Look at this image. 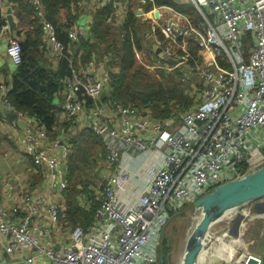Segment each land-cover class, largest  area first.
<instances>
[{
	"label": "built area",
	"instance_id": "1",
	"mask_svg": "<svg viewBox=\"0 0 264 264\" xmlns=\"http://www.w3.org/2000/svg\"><path fill=\"white\" fill-rule=\"evenodd\" d=\"M150 1L136 0V5L141 9ZM200 1L215 23L198 8L204 24L196 28L182 29L172 20L162 25L160 31L166 44L154 65L170 72L175 67L165 58H172L179 65H186L191 73H197L198 81L191 90L187 89L193 94L192 105L186 109L170 106L168 116L152 122L147 106L113 101L118 124L93 121L89 125L100 138L106 160L114 171L102 188L91 224L85 228L73 226L67 244L55 250L50 231L59 221L58 205L49 204L48 224L32 228L30 220L36 208L32 196L24 194L25 212L18 221H8L0 215V235L9 237L5 251L11 255L18 253L19 247H25L31 253L15 258L13 264H31L34 255L45 258L47 264H159L162 232L173 214L218 185L264 163V0ZM27 2L44 33L50 58L55 63H66L67 72L61 79L62 112L73 120L83 111L82 97H98L109 76L106 73L96 76L89 65L76 63L57 37L54 24L45 18L41 0ZM76 5L81 6V1L77 0ZM158 9L152 6L150 11ZM9 28L6 22L1 24L5 35L9 34ZM245 32L252 37L246 60L241 54V36ZM69 37L76 40V32H69ZM188 37L200 49L220 51L227 65H220L213 54L210 65L200 63L187 50L186 41L182 46H174ZM21 52L20 41L10 36L5 54L15 66L22 61ZM0 92L5 100L7 86L1 77ZM5 103L15 115L21 114L8 101ZM100 113L101 107H95L93 118L97 119ZM45 135L42 126L40 129L33 124L27 126L25 152L35 165L49 172L51 181L65 188V170L61 167L65 153L52 155L39 149ZM122 149L123 153L134 151L130 153L150 157L149 173L139 177L128 169V164L127 168L121 167ZM135 176L144 182L143 188L121 198L122 184ZM246 254L248 263L241 261V264H259L257 256Z\"/></svg>",
	"mask_w": 264,
	"mask_h": 264
},
{
	"label": "crops",
	"instance_id": "2",
	"mask_svg": "<svg viewBox=\"0 0 264 264\" xmlns=\"http://www.w3.org/2000/svg\"><path fill=\"white\" fill-rule=\"evenodd\" d=\"M76 1L77 0H72L69 6L59 9L56 16L47 17L54 24L57 36L64 41L68 55L72 56L78 64L89 65L96 76L106 73L109 76V82L110 74L118 71L115 64L117 58L114 61L111 56V47L117 45V42L125 36L122 28L127 21V14L129 12H131L133 16L129 29L134 39L138 41L140 45L139 49L134 50L136 63H138L139 60L140 64L145 68L156 70L160 72L162 76L165 72L164 69L154 67L157 60H159L158 50L166 44V41L162 37L160 27L170 20H172L177 27L182 29L193 26L186 14L170 6H156L159 7V15L155 16V12L150 11L151 8L147 9L146 5L139 9L138 5H136V0H80L81 6H77ZM169 1L178 7L192 4L200 16L201 14L198 8L206 13L211 23H215L213 22V17L207 14V9L200 0H195L196 3L193 0ZM6 2L11 7V15L15 23L13 28L9 26V34L7 35L1 32V24L3 22L7 23ZM110 4L113 11L111 16L105 20L107 24L103 28V33L98 37L94 33L95 26L98 24L96 14ZM26 13L24 9L17 7V3L13 4L8 0H0V16L2 17V20H0V77L5 82L8 81L16 71V67L5 54L8 38L12 36L19 41H23L27 36L28 39H33V37H35L33 33L34 26L29 24V18H27ZM71 31H75L77 34V39L74 41L69 37V32ZM247 35L250 39L249 42L245 40ZM1 36H5L6 38V44L4 45ZM40 39L41 44L37 57L40 60L39 62L43 64L47 70L63 73L64 76L67 72L66 63H55L50 58L42 29ZM185 41L187 42L186 48L189 52H191L189 50L191 43L188 45L189 42H193L195 46H198L196 42L189 37L180 39L174 46H182ZM251 44V34L245 32L241 36V54L244 60L248 58ZM192 54L197 57L200 63L206 65L211 64L210 59L212 54L215 56L216 54L223 55L220 51H216L215 49H200L199 46L198 50ZM180 67L183 68V71L179 68H175L173 71H179L178 76L183 86L184 94L191 97L193 102V94H190L188 90H191V86L195 81H198V75L197 73H191L186 65H180ZM173 71L172 73H174ZM109 82L104 86L102 93L98 97H82L83 111L75 119H67L60 110L52 131L46 132V135L41 140L39 149L49 152L52 155H62V153H65L64 159L61 161V167L65 171L68 168L73 144L71 139L74 135L82 132L84 129H89L88 127L93 121H104L114 125L119 122L113 103L115 100L111 97L112 89ZM55 101L58 104L60 102L62 104L63 97L60 96L56 98ZM170 105L179 109V107H175L174 104L170 103ZM97 106L101 107V113L97 119H95L93 118L92 112ZM20 112L21 114L15 115L16 113L7 106L0 92V215L3 219L8 221H18L25 212L24 194H30L32 196V205L36 208V213L31 216L30 225L32 228L41 227L49 223V214L47 210L49 204L52 202L56 203L59 207V221L56 225L51 226L50 235L52 247L55 250H60L67 244L72 227L81 224H72L65 217L64 211L67 208V204L65 203L63 191L67 189V186L65 188H60L57 182L51 181L49 172L43 166L35 165L30 156L25 152V128L32 124L38 129H40L41 126L34 117L30 116L28 113ZM165 117L166 116L156 117L153 114L151 115L152 122ZM95 136L99 139L102 149L101 152H99L100 149L97 150L98 153L96 154V163L93 170L97 172V176L102 180V185L97 187L92 183H88L87 185L79 186L77 192V206L85 210H91L94 204L95 206L99 205L102 197V188L108 177L114 174L112 167L106 160L101 140L97 135ZM124 151V149L121 150V167L127 168L128 164V169H131L132 172L139 177L145 172L149 173L150 157L130 153L134 151L123 153ZM139 177L135 176L130 182L122 184L119 192L121 198L125 199L128 197L127 193L138 192L143 188L144 182L140 181ZM91 201H95L96 203H91ZM253 202L255 204L250 208V211L253 210L254 212H252L253 214L250 213L251 218L249 225L251 224L252 217L256 215L258 220L256 221L257 226L255 228L260 230L261 227L263 233L264 197ZM237 213V209L230 210L225 214L224 219L229 222L235 219ZM243 214L242 212V215ZM92 217L87 226L91 224ZM8 238L7 234L0 235V264H13L15 258H19L20 256L26 257L31 254L25 247H19L18 253L8 254L4 249V245L8 242ZM263 246L264 240H262L261 250H256L255 247L251 250H247V252H252L253 255L258 257L259 264H264ZM248 257V254L243 257L245 263H248ZM211 262L212 264H219L215 259L209 257H206V259L197 264H211ZM31 264H47V261L41 256L34 255ZM250 264L253 263L251 262Z\"/></svg>",
	"mask_w": 264,
	"mask_h": 264
},
{
	"label": "trees",
	"instance_id": "3",
	"mask_svg": "<svg viewBox=\"0 0 264 264\" xmlns=\"http://www.w3.org/2000/svg\"><path fill=\"white\" fill-rule=\"evenodd\" d=\"M8 1L13 4L17 3L18 8L27 12L26 16L29 18V24L34 26L33 33L35 37L28 39L27 36L26 39L20 41L22 61L15 66V73L6 81L7 92L5 100L16 111H22L34 117L39 125L46 132H49L52 131L56 123L59 111H62L61 102L58 104L55 99L62 97L61 79L63 78V73L47 70L37 58L41 44V26L33 16V8L26 0ZM41 2L44 7L45 17L49 20L47 16H56L58 10L69 6L72 0H41ZM162 5L173 7L186 14L194 28L198 27L202 21L201 16L192 4L178 7L169 0H152L146 6L147 9H150L152 6ZM112 11L113 8L110 4L105 6L102 11L97 12L98 24H96L94 31L96 36L100 37L103 33V28L107 24L105 20L111 16ZM132 19V13L129 12L127 21L122 28L125 36L117 42V45L111 47V56L114 61L117 58L115 64L118 68L117 72L110 74L111 97L123 105L132 103L133 106L137 107L147 106L150 114L156 117L168 116L170 103L174 104L175 107H179V109L188 108L193 102L191 97L184 94V89L178 76L179 71L174 72L172 70L174 72L172 73V71L166 72L164 70L163 80H157L148 73L145 67H141L136 63L134 50L139 49L140 45L129 29ZM203 32L205 33V30ZM245 40L247 42L250 41L248 35ZM189 50L195 53L198 50V46L191 45ZM216 60L222 66L227 65L223 55L216 54ZM88 128L74 135L71 139L73 143L72 151L68 168L65 171V183L66 186L67 182L69 185L63 191L65 203L67 204V208L64 211L66 219L72 224L80 223L84 227L90 223L92 214L98 205L95 206L94 204L91 210L78 207L77 192L80 185H87L91 182L90 177L94 173L93 169L96 163L95 152L97 154V150L100 149L99 152H101L102 149L99 139L95 136L92 129ZM94 202L91 201V203Z\"/></svg>",
	"mask_w": 264,
	"mask_h": 264
},
{
	"label": "water",
	"instance_id": "4",
	"mask_svg": "<svg viewBox=\"0 0 264 264\" xmlns=\"http://www.w3.org/2000/svg\"><path fill=\"white\" fill-rule=\"evenodd\" d=\"M5 5L7 6L6 21L13 28L15 23L11 15V7L7 2ZM158 14L159 12L155 11V16ZM158 52H160V49ZM165 60L171 66L183 71V68L180 67L175 59L165 58ZM262 197H264V163L248 170L239 178L218 185L197 199L193 203L192 208L194 212H199L200 216L195 220L193 225V218H190L188 223L189 234L179 264H197L206 248L207 240L209 241L212 238L209 233L211 226L222 219L228 211L238 210L241 206ZM241 218H243L242 214L238 212L232 221L231 232L233 234L237 233ZM164 231L162 232V236ZM211 245V248H213L216 242L211 241ZM163 263L164 259L162 254H160L159 264Z\"/></svg>",
	"mask_w": 264,
	"mask_h": 264
},
{
	"label": "rangeland",
	"instance_id": "5",
	"mask_svg": "<svg viewBox=\"0 0 264 264\" xmlns=\"http://www.w3.org/2000/svg\"><path fill=\"white\" fill-rule=\"evenodd\" d=\"M199 24H204L203 18ZM204 27H206V25H204ZM1 40L3 41V45L6 44L5 36L4 37L1 36ZM191 45L194 46V43L191 42L190 46ZM138 65L141 67L143 66L142 64H140L139 60H138ZM146 70L148 71L149 74H151L157 80H163L162 74L160 72H157L156 70H153V69L149 70L147 68ZM125 105H132V103L125 104ZM94 149L96 151V148ZM262 153L264 154V151ZM259 154H261V152ZM95 157H97L96 152H95ZM90 179H91L90 183H92L94 186L98 187L102 185V180L99 178V176H97V172H94L93 174H91ZM68 185L69 184L67 182V186ZM253 204L255 203L252 201V202H249L241 206L240 208H238V212L242 214V212L244 213L245 211H249L251 214H253L252 212L254 211L253 210L250 211V208L253 206ZM192 205L193 203L189 205L188 207L182 209L179 213L173 214L166 225L163 239H161L160 249H162L165 253L166 252L169 253L170 255L169 264H179L180 263L183 252H184V248H185V242L189 234L188 223L190 221V218H193V223H192L193 225L195 220L200 216L199 212H194ZM245 220L247 221L246 218ZM257 220H258V217L256 215L253 216L251 224L248 227L245 226V224L247 223L246 221L243 220V226L241 225L242 221H240V225L238 229L239 231L237 230L236 234H233L232 232L230 233L236 236L239 235L241 239L243 240L244 245H241V246L239 245L235 248V252L230 259L231 262L228 264H241L240 262L243 260V257L246 255L247 250H251L253 249V247H255L256 250L257 249L261 250L262 240H264V232L260 234L259 230L255 228L257 226L256 225ZM232 223L227 222L223 217L222 219H220L218 222L214 223L211 226L209 233L210 234L215 233V235L217 236H222V234L225 232V229L227 227H228L227 231L228 230L231 231ZM214 247L215 249L222 248V241L220 240L218 244L216 242V245ZM215 249L207 250V248H205L203 251V254L206 253L208 255V252H211L213 256H217L218 253L216 252ZM263 250H264V246H263ZM243 251H245L244 254H243ZM206 257L207 256L203 255L200 261H203L204 259H206Z\"/></svg>",
	"mask_w": 264,
	"mask_h": 264
},
{
	"label": "bare ground",
	"instance_id": "6",
	"mask_svg": "<svg viewBox=\"0 0 264 264\" xmlns=\"http://www.w3.org/2000/svg\"><path fill=\"white\" fill-rule=\"evenodd\" d=\"M242 219H241V225L243 226V220H245V218L247 219V223L245 224V226L247 227L250 223V212L249 211H245L244 214L242 215ZM233 219L229 221V223H232ZM228 228V227H227ZM227 228L225 229V232L222 234V236H217L215 235V233H212L210 234L212 236V238L209 239V241L207 240V244H206V248L207 250H213L215 249L214 248H211V241L213 242H218L221 240L222 241V248L220 249H215L216 252L218 253L217 256H213L211 252H208V255L204 254L205 256L207 257H211L213 259H215V261H217L219 264H228L229 263V260L231 259L232 255L234 254L235 252V248L237 246H241V245H244V242L243 240L241 239V237L239 235H233V234H230L231 231L228 230L227 231ZM262 228L260 227V234H262ZM239 231V230H238ZM226 233V234H225ZM243 261V260H242Z\"/></svg>",
	"mask_w": 264,
	"mask_h": 264
},
{
	"label": "flooded vegetation",
	"instance_id": "7",
	"mask_svg": "<svg viewBox=\"0 0 264 264\" xmlns=\"http://www.w3.org/2000/svg\"><path fill=\"white\" fill-rule=\"evenodd\" d=\"M164 236V234H163ZM163 236H162V239H163ZM160 254H162L163 256V259H164V263L163 264H169L170 263V255L168 252H164L162 249H160Z\"/></svg>",
	"mask_w": 264,
	"mask_h": 264
}]
</instances>
